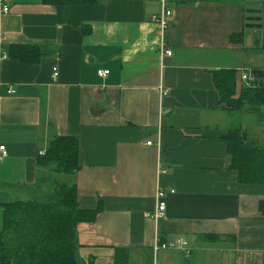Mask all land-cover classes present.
Returning a JSON list of instances; mask_svg holds the SVG:
<instances>
[{
	"label": "crops",
	"instance_id": "0c3cea01",
	"mask_svg": "<svg viewBox=\"0 0 264 264\" xmlns=\"http://www.w3.org/2000/svg\"><path fill=\"white\" fill-rule=\"evenodd\" d=\"M245 2L168 0L165 27L151 0L0 4V220L3 206L47 203L65 184L81 210L99 209L76 227L80 264H115L119 249L127 264H264V184L231 168L220 137L246 128L214 76L236 71V99L242 75L264 69V0L260 29L246 27ZM59 137L78 140L73 175L41 162ZM158 191L166 212L153 220ZM178 239L189 254L152 249Z\"/></svg>",
	"mask_w": 264,
	"mask_h": 264
},
{
	"label": "trees",
	"instance_id": "16d2710c",
	"mask_svg": "<svg viewBox=\"0 0 264 264\" xmlns=\"http://www.w3.org/2000/svg\"><path fill=\"white\" fill-rule=\"evenodd\" d=\"M45 4L65 5L73 1L93 4L97 0H42ZM31 49V48H30ZM29 47L13 46L10 54L28 50L34 59L40 57ZM33 53V54H32ZM218 90L225 104L235 112L259 111L264 106L262 86H245L236 97V71H220L214 74ZM227 147L231 168L236 170L241 182L264 184V149L248 146L242 131L236 130L220 137ZM79 143L75 137L54 139L42 164H56V171L75 174L79 168ZM77 188L57 185L53 198L47 203L37 201L9 203L2 208L0 220V264H80L76 257V227L81 222L96 219L99 209L86 212L79 208ZM163 242V241H162ZM129 251H116L115 264H127Z\"/></svg>",
	"mask_w": 264,
	"mask_h": 264
},
{
	"label": "built area",
	"instance_id": "2783aa9c",
	"mask_svg": "<svg viewBox=\"0 0 264 264\" xmlns=\"http://www.w3.org/2000/svg\"><path fill=\"white\" fill-rule=\"evenodd\" d=\"M13 0H0V4H1V11L2 14H7L10 12V5L12 3ZM153 2L159 3L161 5V13L158 16H154L153 17V21L155 23H160L162 25V27H165V18L171 16L172 11L171 9L167 6V1L168 0H151ZM160 54L162 55V57H171L173 55L171 50H167L165 48L161 49ZM98 76L101 78H105L109 75V71L107 70H101L97 72ZM59 77V70L58 68L55 66L52 69V79L53 81H57ZM242 81L250 86L253 83V78L251 77L250 74H244L242 75ZM10 94L15 93V91L11 90L9 92ZM148 145H151V142L147 143ZM41 155H43V153H40ZM7 156L6 150H5V146H1L0 147V162L3 161V159ZM171 193H174L173 191H171ZM166 196L167 193L164 191H158L157 192V205L154 209V211L148 215L149 218L153 219V220H158L164 217L165 212H166ZM177 248H182L185 252V255L190 253V250L188 248V244L186 242V240L184 239H178L175 241H167V242H161L159 240H156L153 244V251L155 253L159 252V251H166V250H174Z\"/></svg>",
	"mask_w": 264,
	"mask_h": 264
},
{
	"label": "rangeland",
	"instance_id": "374dc122",
	"mask_svg": "<svg viewBox=\"0 0 264 264\" xmlns=\"http://www.w3.org/2000/svg\"><path fill=\"white\" fill-rule=\"evenodd\" d=\"M235 122L238 125H242V127L246 128L247 131L242 130V134L246 131L245 133L247 135V139H259V146L264 148V106H262L260 111L256 114H246L245 112H239Z\"/></svg>",
	"mask_w": 264,
	"mask_h": 264
},
{
	"label": "water",
	"instance_id": "95a60500",
	"mask_svg": "<svg viewBox=\"0 0 264 264\" xmlns=\"http://www.w3.org/2000/svg\"><path fill=\"white\" fill-rule=\"evenodd\" d=\"M245 6L248 8L246 10V13L249 15L246 19V21L248 22L246 27L250 28V29H260L261 25H258L257 23H259L261 21V18L258 16L261 12L259 10V7L262 6V0H246ZM250 74L254 80L252 83L253 85H255V86H257V85L262 86L263 85V83H264V69L263 70H259V69L252 70ZM245 132L242 134L244 142L248 146L253 145L252 143L247 142V135Z\"/></svg>",
	"mask_w": 264,
	"mask_h": 264
}]
</instances>
